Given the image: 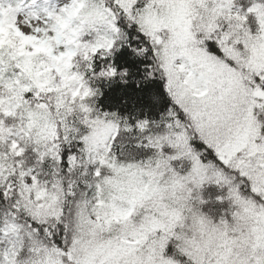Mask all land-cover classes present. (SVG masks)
I'll list each match as a JSON object with an SVG mask.
<instances>
[{
    "label": "snow or ice",
    "instance_id": "6c2138e0",
    "mask_svg": "<svg viewBox=\"0 0 264 264\" xmlns=\"http://www.w3.org/2000/svg\"><path fill=\"white\" fill-rule=\"evenodd\" d=\"M0 264H264V0H0Z\"/></svg>",
    "mask_w": 264,
    "mask_h": 264
}]
</instances>
